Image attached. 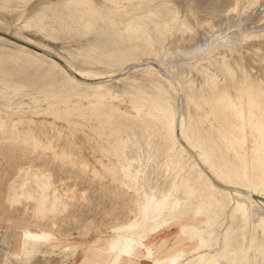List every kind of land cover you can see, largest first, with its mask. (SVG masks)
Returning a JSON list of instances; mask_svg holds the SVG:
<instances>
[{
    "label": "bare ground",
    "instance_id": "obj_1",
    "mask_svg": "<svg viewBox=\"0 0 264 264\" xmlns=\"http://www.w3.org/2000/svg\"><path fill=\"white\" fill-rule=\"evenodd\" d=\"M20 1L17 7H11V10L14 9L13 15L9 14L10 9H6L7 7L4 6L5 9L3 6L0 7V35L6 36L0 39V52L11 48L16 50L14 56L20 57L21 52H17L20 50L42 55L47 59L49 56L54 57L53 64L42 65L43 68L31 77V81L42 82L45 80L44 75L49 73L51 75L49 79L59 83L56 91H65V94L73 92L87 100L92 109L99 111L98 114L118 118L109 127L111 130H117L120 135L117 150L119 157L124 160L121 169H116L112 174L122 183L131 181L143 188L144 206L154 213V221L164 217L166 223H170L173 214H186L184 218H191V221L197 222L193 236L188 239L187 251L180 249L177 253L169 252L172 254L166 257L157 253V257L152 259V254L156 252H152L151 248L145 246L142 241L128 239L129 236L122 251L138 256L140 260H149L151 264H264L263 163L257 154L245 153L243 147L238 146L240 156L248 162L249 169L244 175L239 174L236 178L240 181L254 178L253 184L249 182L245 187L229 176L230 168L234 164L220 161L218 165L212 164L211 154L218 150L219 146L204 128L198 130L199 123L203 124L204 120L200 118L199 122V118L198 120L196 118V106L200 108V103L195 93V86L199 80L205 85L211 97L210 105L215 118L220 117L224 125H230L231 130L238 135L256 132L264 139V77L257 72L248 71L241 61L247 54H252L253 59L263 66L264 72V0H245L244 6L241 2L243 0H196L193 4L195 13L190 12L189 22L183 20L178 10L173 8L169 9L163 18V25L159 24L160 22L151 24L152 21L149 25L148 23L128 25L125 29L129 43L121 46L120 57L113 55L112 49L108 53L104 52V55L103 51L104 48H110V44L124 40V36L112 32V22L109 24L108 21L107 26L96 25L101 22L100 14L90 17L89 11L80 12L77 9L78 5L73 1L66 2L63 8L68 10L76 7L74 10H78L79 13H69L71 20L67 21L69 18L63 20L67 12L62 20L47 24L44 27L45 34L58 44L65 39L67 32L71 35L82 34L89 40L85 42L84 47L48 46L35 37L21 36L19 33L24 30L16 25V22L20 20L26 0H17V4ZM181 1L191 9V0ZM49 5L52 8L55 2L51 1ZM83 16H89L90 20L86 19L85 25H82L85 30L80 31L79 28L72 26V22L80 20L79 18ZM155 27L165 29L161 32L158 29L160 33L157 32L156 36L153 33L155 37L152 38L151 30ZM34 28L37 29V25ZM194 28L201 34L199 38L196 37L197 40ZM137 29L142 32L143 39L140 35L134 36L133 32ZM92 47L95 52H99V56L93 54ZM2 56L0 54V61ZM17 59L18 63L23 61L22 58ZM144 63L151 64H147L145 68H137ZM41 64L39 63L38 66ZM14 65L16 67V63ZM5 67L0 68V71L9 74L11 76L9 80L16 76L15 81L19 72ZM73 67L78 73L90 68L94 73L105 75L104 78L110 80L100 82L93 79L88 82L83 77L79 80V74ZM126 72H129L126 77L117 78ZM38 77L40 79L36 80ZM3 82L1 81L2 84ZM11 82L4 83V86L0 83L2 86L0 87V139L19 137L14 128L15 117L23 111L16 104L11 103L12 94L8 91L13 89L15 90L13 92H16L17 89L26 86L23 82V86L22 83L11 84ZM141 84L147 85L149 92L142 90ZM125 91L137 93V100L142 104L138 106L139 110H136L137 115L128 114L108 101L113 98V92L121 94ZM233 92L236 94V100ZM215 105L218 106V110L215 109L217 111L214 110ZM244 123L246 129L243 128ZM109 124L110 122H102L101 126L105 128ZM179 130L185 132V136L191 133L190 141H186V145L185 136L180 137ZM199 149L204 155L198 152ZM197 156L202 160L199 161ZM238 159L237 156L235 160ZM205 164L209 165L215 176L218 175L217 181L229 185V189L220 187L205 174ZM122 169L128 172L127 175L123 174ZM260 174L263 176L261 177ZM195 179L203 184L210 181L209 202L234 213L230 225L223 218L224 212L213 211L207 216H198L197 212L192 213V209L186 211L192 198L196 197L192 187ZM39 180L37 183L40 193L39 212H45L53 208L58 198L53 196L51 207L47 209L49 196L45 192L48 184ZM199 221L202 224H199ZM158 227L153 228V231ZM185 257L191 259L185 262Z\"/></svg>",
    "mask_w": 264,
    "mask_h": 264
},
{
    "label": "rangeland",
    "instance_id": "obj_2",
    "mask_svg": "<svg viewBox=\"0 0 264 264\" xmlns=\"http://www.w3.org/2000/svg\"><path fill=\"white\" fill-rule=\"evenodd\" d=\"M16 1L2 0L0 7H7L6 9H10L9 14L13 15V8L21 3L20 1L17 4ZM51 1L55 2L52 8L49 5ZM68 1L76 3L80 12L81 10L89 11L90 17L99 13L101 22L96 25L107 26L112 22V26L116 27L115 30L111 26L112 32L124 36L125 39L110 44V48H104L103 55L104 52L108 53L112 49V54L120 57L121 46L129 43L127 39L129 36L126 33L128 25L137 23L149 25L151 21V24L153 22L162 24L169 9L173 8L178 10L183 20L189 22L190 12L195 13L193 4L196 0H191V9L187 8L181 0H26L20 20L16 22V25L24 30L19 34L27 38L35 37L48 46L84 47L85 42L89 40L82 34L83 37L80 34L71 35L67 32L65 39L59 44L45 34L44 27L47 24L53 21L58 22L63 18V20L69 18L67 21H70V14L79 13L78 10H74L76 7L64 10L63 5ZM241 2L242 6L246 4L245 0ZM89 16L73 21L72 26L81 31L84 29L82 25H85L86 19L90 20ZM41 19L43 22L39 21ZM37 22L42 23V26H39ZM36 25L37 29L34 28ZM165 28L155 27L153 28L155 31L152 29L151 32L156 36ZM137 30L133 32L134 36L140 35L143 39L142 32ZM194 33L197 40L201 36L200 31L194 28ZM155 36L153 34L152 38ZM2 38L6 36L0 35V39ZM92 48L93 54L99 56V52H95L94 47ZM14 52L16 50L11 48L0 52L5 57H1L2 61L5 60L0 61V65L3 64L0 68L7 65L6 69L16 70L19 76H24V79L17 75L15 81L16 76L12 77L13 80H9L11 76L5 71H0V83L4 80L3 84L1 83L4 86V83L9 84L11 81V84L23 82L26 88L22 83L24 89L22 87L17 89V93L13 92L15 91L13 89L8 91L12 94L11 103L16 104L23 111L15 117L14 128L19 137L0 139V264H139L136 263L139 261L138 256L122 251L128 236V239L142 241L145 246L151 248L152 252L155 251L156 253L151 256L152 259L157 257V253L159 256L166 257L174 252L177 253L180 249L187 251L188 239L193 236L197 222L191 221V218H184L186 214H173L170 223H166L164 217L154 221V213L144 206L143 188L131 181L122 183L116 175L112 174L116 169H121L124 160L119 157L117 150L120 135L117 130H111L109 127L118 118L98 114L99 111L92 109L87 100L73 92L65 94V91L57 90V93L56 88L59 83L52 82L49 79L51 77L49 73L44 75V81L32 82L31 77L39 73L43 66H46L45 64H53L54 57L49 56L47 59L42 55L17 50L21 52L19 57L14 56ZM13 57L15 59H12ZM16 57L22 58L23 61L18 63ZM241 61L248 71L257 72L264 77L263 66L253 59L252 54H247ZM38 62L44 64L39 67ZM147 64L151 63L138 65L137 68H145ZM18 69L22 70V73ZM73 69L78 73L76 68L73 67ZM128 73L121 74L117 78H124ZM78 74L79 80L83 77L88 82L93 79L100 82L110 80V78H104L105 75L94 73L90 68ZM20 79L21 82H19ZM38 79L40 77L36 78ZM24 80L25 82L29 80L27 82L29 84L27 85ZM201 83L198 80L195 86V93L200 103V108L196 106V118L197 120L199 118V122L200 118L204 120L203 124L199 123L198 130L204 128L219 146V149L211 154L212 164L218 165L219 161L234 164L230 168L229 176L240 182L243 187L249 182L253 184L254 178L245 181L236 178L239 174L244 175L249 169L248 162L240 156L238 146L243 147L245 153L257 154L263 163L264 172V139L256 132L238 135L231 130L230 125L225 126L220 117L215 118L210 105L211 97L205 85ZM140 86L142 90L149 92L147 85ZM233 93L236 100V94ZM136 94L126 91L121 94L113 92V98L108 101L128 114L137 115L136 110H139L137 108L142 104L137 100ZM216 108L218 110V106L215 105L214 110ZM102 122H110V124L104 128L101 126ZM245 125L246 123L243 125L244 129H246ZM184 128L186 129V126ZM178 134L180 137L185 136V132L182 133L181 130ZM190 136L191 133L185 136V145L186 141H190ZM243 143H245L244 146ZM198 152L202 153V150L199 149ZM237 156L239 159L235 160ZM197 158L199 161L202 160L198 156ZM205 166V174L211 177L213 182L222 188L225 187L224 189H229V185L217 181L218 175L213 174L209 165L205 164ZM127 173L123 170L124 175ZM260 176L262 177L263 174ZM38 180L46 181L48 184L45 192L49 196L46 203L47 209L51 207L54 197L59 199V202L58 199L56 200L55 207L45 212H39ZM209 182L203 184L196 179L193 181L192 187L196 197L192 198L186 211L192 209V213L197 212L198 216H207L213 211L224 212L223 218L230 225L234 213L209 202L211 195L208 188ZM20 195L22 197H19ZM199 224H202L201 221ZM156 226H159L158 229L153 231ZM186 258H184L185 262L191 259V257ZM148 263L151 264L149 260Z\"/></svg>",
    "mask_w": 264,
    "mask_h": 264
},
{
    "label": "crops",
    "instance_id": "obj_3",
    "mask_svg": "<svg viewBox=\"0 0 264 264\" xmlns=\"http://www.w3.org/2000/svg\"><path fill=\"white\" fill-rule=\"evenodd\" d=\"M138 260L139 261H137L136 263H139V264H149L148 261H146V260H140V259H138Z\"/></svg>",
    "mask_w": 264,
    "mask_h": 264
}]
</instances>
